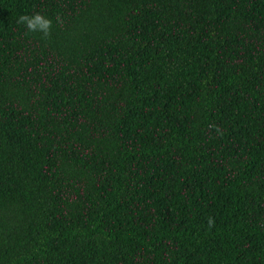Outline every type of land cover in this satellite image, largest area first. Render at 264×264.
I'll return each instance as SVG.
<instances>
[{"label": "trees", "instance_id": "obj_1", "mask_svg": "<svg viewBox=\"0 0 264 264\" xmlns=\"http://www.w3.org/2000/svg\"><path fill=\"white\" fill-rule=\"evenodd\" d=\"M0 264H264V0H0Z\"/></svg>", "mask_w": 264, "mask_h": 264}, {"label": "clouds", "instance_id": "obj_2", "mask_svg": "<svg viewBox=\"0 0 264 264\" xmlns=\"http://www.w3.org/2000/svg\"><path fill=\"white\" fill-rule=\"evenodd\" d=\"M56 20L58 23L63 24L61 17L58 16ZM17 23L24 24L29 32L41 33L43 38H47L51 35L53 21L41 12H35L31 15H21ZM208 224L209 227L214 226V219L209 218Z\"/></svg>", "mask_w": 264, "mask_h": 264}]
</instances>
